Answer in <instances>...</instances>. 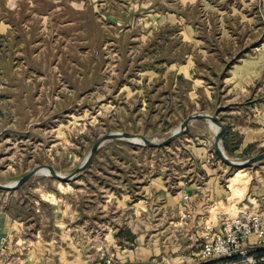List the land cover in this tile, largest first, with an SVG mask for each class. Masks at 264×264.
Wrapping results in <instances>:
<instances>
[{"label": "rangeland", "instance_id": "1", "mask_svg": "<svg viewBox=\"0 0 264 264\" xmlns=\"http://www.w3.org/2000/svg\"><path fill=\"white\" fill-rule=\"evenodd\" d=\"M4 8L0 186L29 177L0 190L15 223L0 264H131L152 244L200 252L187 189L216 184L235 214L231 201L264 182V159L249 163L264 156V0ZM184 127L163 147L115 137L158 145Z\"/></svg>", "mask_w": 264, "mask_h": 264}, {"label": "crops", "instance_id": "2", "mask_svg": "<svg viewBox=\"0 0 264 264\" xmlns=\"http://www.w3.org/2000/svg\"><path fill=\"white\" fill-rule=\"evenodd\" d=\"M19 0H1L4 2V10L9 12L17 9ZM1 11V9H0ZM8 26L0 22V31H7ZM253 139L248 135L246 141ZM224 190L216 184L207 185L201 190L188 188L182 199H187L189 203L187 212L188 217L193 221L195 234L191 233V239L201 245L204 227L206 225L217 226L219 220L224 217H234L242 210L259 212L264 222V182H260V186L250 185L246 192L247 199L243 197L240 201H231L230 205L236 204L238 210L234 214L227 208V200L230 196H224ZM244 208V209H242ZM233 214V215H231ZM14 222L8 224L6 217L0 214V255L4 252L3 248L8 240H11L14 229ZM255 244V237L248 239V245ZM148 248L136 249L127 257L131 264H197V258L200 252L197 249L192 251L180 250L179 248H171L169 250H160L155 245L147 246ZM130 257V258H129ZM124 260L123 262H125Z\"/></svg>", "mask_w": 264, "mask_h": 264}, {"label": "built area", "instance_id": "3", "mask_svg": "<svg viewBox=\"0 0 264 264\" xmlns=\"http://www.w3.org/2000/svg\"><path fill=\"white\" fill-rule=\"evenodd\" d=\"M254 236L255 244L248 245ZM198 262L214 264H264V222L259 212L242 210L224 217L217 226L206 225Z\"/></svg>", "mask_w": 264, "mask_h": 264}, {"label": "water", "instance_id": "4", "mask_svg": "<svg viewBox=\"0 0 264 264\" xmlns=\"http://www.w3.org/2000/svg\"><path fill=\"white\" fill-rule=\"evenodd\" d=\"M186 124V123H185ZM185 131V127L178 131L176 134H174L170 139H168L166 142L162 143V144H158V145H155V144H151L150 142H148L146 139H140V138H136L135 136H132V135H122V134H116L115 137L116 138H123V139H131L134 143H139L141 141H143L147 146H152V147H163V146H167L168 144H170L173 140H175L177 138V136H179L182 132ZM222 133L221 132L219 135L220 137L222 136ZM102 143V140L100 142H98L96 145H95V148L92 152V155L86 160V162L83 164V166H81L80 168H78L77 170H75V172L71 175V177H73L74 175H76L78 172H80L83 168H85V166L89 163L91 157L93 156V154L95 153V150L98 148L99 145H101ZM261 159H264V156H260V157H257L255 158L254 160H252L251 162L249 163H252V162H256L258 160H261ZM225 161L227 163H229L230 165H235V164H232L230 162H228V160L225 159ZM249 163H245V164H239V165H236L238 167H245L247 166ZM50 173L52 174V176L54 177H58L52 170H50ZM29 176H26L25 178H23V180H21L19 183L17 184H14L12 186H0V190H15L16 188H18L25 180L28 179Z\"/></svg>", "mask_w": 264, "mask_h": 264}, {"label": "trees", "instance_id": "5", "mask_svg": "<svg viewBox=\"0 0 264 264\" xmlns=\"http://www.w3.org/2000/svg\"><path fill=\"white\" fill-rule=\"evenodd\" d=\"M224 147H225V148H227V146H226V145H224ZM204 264H214V263H204Z\"/></svg>", "mask_w": 264, "mask_h": 264}, {"label": "bare ground", "instance_id": "6", "mask_svg": "<svg viewBox=\"0 0 264 264\" xmlns=\"http://www.w3.org/2000/svg\"><path fill=\"white\" fill-rule=\"evenodd\" d=\"M12 186V185H11Z\"/></svg>", "mask_w": 264, "mask_h": 264}]
</instances>
